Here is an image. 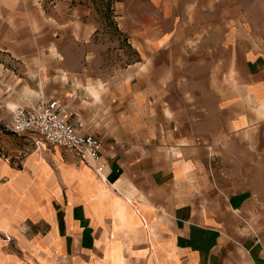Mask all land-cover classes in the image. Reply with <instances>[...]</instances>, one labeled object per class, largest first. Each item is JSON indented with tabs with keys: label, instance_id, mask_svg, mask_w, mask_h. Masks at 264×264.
<instances>
[{
	"label": "crops",
	"instance_id": "1",
	"mask_svg": "<svg viewBox=\"0 0 264 264\" xmlns=\"http://www.w3.org/2000/svg\"><path fill=\"white\" fill-rule=\"evenodd\" d=\"M70 2L0 0V115L62 104L103 141L106 179L0 128V264H264V197L236 181L253 153L214 148L264 125V59L230 80L231 37L195 0H120L118 43ZM125 46L138 57L119 65Z\"/></svg>",
	"mask_w": 264,
	"mask_h": 264
},
{
	"label": "rangeland",
	"instance_id": "2",
	"mask_svg": "<svg viewBox=\"0 0 264 264\" xmlns=\"http://www.w3.org/2000/svg\"><path fill=\"white\" fill-rule=\"evenodd\" d=\"M59 0H35L36 3L43 7H55ZM120 0H71L70 3H83L92 4L98 9L101 8L102 21L104 25L108 27V32L105 36L111 38L112 42L118 43L116 38L117 32L115 30L114 21L116 18H112L113 12H115L116 4ZM193 2V0H191ZM198 3L196 15L200 21L213 22L215 26H219L221 29H215L213 26V36L216 40V36H219L221 32L227 34L230 38L229 42V54H228V67L230 69V80H234L232 70L238 74L245 73V79H248V63L257 61V57L264 59V0H195ZM115 37V38H114ZM115 41H114V39ZM125 51L122 55H118V64L131 63L137 59L138 54L132 49L131 46H125ZM221 54V53H220ZM256 62H253L254 65ZM226 66V67H227ZM223 68L225 70V61L223 62ZM254 68V67H251ZM244 79L243 77H241ZM258 104V101H256ZM13 114L15 108H10ZM264 110V109H263ZM2 122L0 124L1 130H6L5 126L10 123L11 120L5 121V118L0 115ZM13 133V132H10ZM255 133V135H253ZM1 134V133H0ZM220 137V135H216ZM0 139L2 137L0 136ZM216 145L220 143L219 140L215 141ZM0 147H3L0 143ZM217 149L226 148L229 152H237L241 155V164L247 160L248 152L254 157V166H251V171L245 173L242 169L238 173L237 180L240 183H247L254 186L258 190L261 197H264V125H262L257 131L247 130L245 131V141L239 142L232 139L226 140L222 144L214 148ZM246 152V153H245ZM251 158V157H250ZM252 160V158L250 159ZM261 161L260 163H257ZM240 164V163H238ZM244 170V171H243ZM233 175V174H232ZM261 226L264 229V214L259 217L255 222V227ZM6 240H13L9 235L6 236Z\"/></svg>",
	"mask_w": 264,
	"mask_h": 264
},
{
	"label": "built area",
	"instance_id": "3",
	"mask_svg": "<svg viewBox=\"0 0 264 264\" xmlns=\"http://www.w3.org/2000/svg\"><path fill=\"white\" fill-rule=\"evenodd\" d=\"M84 126V122H74L67 117L62 104L40 98L33 105L16 107L5 128L16 134L36 135V146L39 150L55 145L74 153L80 159L93 164L102 178L106 179L104 143L100 138L84 133Z\"/></svg>",
	"mask_w": 264,
	"mask_h": 264
}]
</instances>
